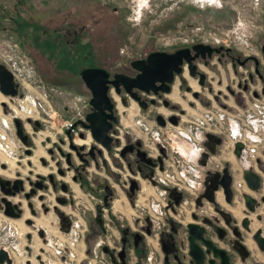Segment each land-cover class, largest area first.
Here are the masks:
<instances>
[{
	"label": "rangeland",
	"instance_id": "obj_1",
	"mask_svg": "<svg viewBox=\"0 0 264 264\" xmlns=\"http://www.w3.org/2000/svg\"><path fill=\"white\" fill-rule=\"evenodd\" d=\"M263 38L264 0H0V58L11 56L14 59L15 79L20 85L19 94L12 98L0 92V163H4V166L0 164V176L22 177L26 190L28 182L39 173L46 180L47 174L53 173L57 181L69 183V190L64 192L67 197L64 204L55 198L62 194L61 190L52 188L49 182L47 188H38L30 198L22 192L8 196L21 209L18 217L7 216L0 210V247L8 251L9 264H31V261L40 264L36 254H42L44 261L48 257L54 259L55 264L93 263L86 248H91L96 240L89 232V220L93 226L92 212L100 199L96 193L98 189L92 192L86 186L88 184H79L78 179L72 178L73 167H66L65 155L56 145L59 143L70 149L66 140L65 143L58 141L59 122L62 118L72 120L87 108L90 93L78 74L82 67L99 65L111 72L130 73L134 70L129 64L131 59L144 57L151 50L172 51L194 42L231 46L234 54H254L261 58ZM198 65L206 71L204 87L192 79L186 64L184 78L190 83L195 82L194 88L209 106L218 105L215 95L231 105L236 104L237 96L242 100L248 96L253 109L264 111V95L253 98L250 92L252 88L259 90V78L254 75L255 81L248 82L249 91L241 87L248 71H252L251 65L237 63L233 66L229 59L218 61L216 54L212 55L208 65L202 61ZM186 84L177 76L173 87H176L178 97L171 98L184 108L181 113L177 110L181 115L178 125L183 132L185 123L203 114L207 107L185 89ZM227 86L235 90V95ZM119 96L111 86V97L115 99L119 117L115 129L119 131L122 143L126 137L141 139L146 147L150 145L155 149L160 143L168 150L187 148L184 142L178 141V127L170 123L160 126L155 122L157 110L165 114L170 111L160 100L142 109L128 93L124 92L125 102ZM3 102L8 105L7 110L3 109ZM14 114L24 120L30 115L41 121L36 128L26 123L27 144L15 133ZM77 140L80 139L75 138L74 142ZM26 146L30 153L25 152ZM51 148L54 153L48 152ZM111 149L119 159L118 150ZM112 152L111 156L107 154L108 163L116 168L119 160L113 159ZM73 155L77 162V155ZM99 163L100 166L95 167L91 161L86 166L84 177L89 181L93 175L96 181H102L108 174L101 161ZM60 165L65 169L63 174L59 173ZM119 173L128 175L129 170L114 171L115 175ZM141 182L142 188L148 193L153 192L143 179ZM113 184L111 212L121 215L120 210L129 221L140 215V192L137 206V195L130 200L120 185ZM115 201L119 202L118 207H114ZM57 207L72 221L67 229L59 226ZM101 211L106 213L104 209ZM25 218H30L33 224L26 223ZM44 219L47 225H44ZM37 228L44 230L43 237L38 235ZM26 233L31 234L30 241Z\"/></svg>",
	"mask_w": 264,
	"mask_h": 264
},
{
	"label": "flooded vegetation",
	"instance_id": "obj_2",
	"mask_svg": "<svg viewBox=\"0 0 264 264\" xmlns=\"http://www.w3.org/2000/svg\"><path fill=\"white\" fill-rule=\"evenodd\" d=\"M212 46L217 47L218 50H213L209 57L198 56L193 60V63L196 64V73L194 75L190 74L187 63H182L181 71L174 74L167 92L155 94L136 90L140 98L146 102L145 107L140 106L137 102L142 109L148 108L149 105L155 104L159 100L164 107L170 108V111L166 114L157 110L154 113V120L160 126L170 123L172 126L178 127L180 133L178 141L184 142L185 146L187 145L185 150L180 151L176 147L168 150L162 143L155 149L154 146L150 145L146 147L141 139L131 140L126 137L122 143L120 141V133L115 129L119 121L117 105L114 102L115 99H112V101L116 121L112 122V129L108 133L117 139V142L112 141L111 148L118 150L119 159L115 157L117 153L112 152L111 148L107 150L95 141L90 131L77 122L78 120H84L85 114L91 110L88 100L87 108L83 110L82 114L79 112L71 120V128L68 129L69 133L65 131L67 136L57 135L60 143H65L66 140L69 146L70 143L76 145V148L70 147V149H65L59 143H56L60 152L65 155V159L66 153H69L70 161H66V167H73L74 174L72 178L75 177L74 180L78 179L79 184H88L86 186L92 192H96V189H98L96 193L100 196L99 202L95 203L92 212L93 218L91 222L93 226H91L89 220V232L96 239L91 248H86L87 254L93 258L92 264H264V238L260 239L264 237V111L261 117L259 114L260 108H258L259 113L256 109H253L252 105L248 103V96L243 100L237 96L236 104L231 105L229 103L226 104L224 100H219L218 95H215L218 105L210 104L209 106L208 101L200 98L199 90L195 89L194 84L196 82L199 86L204 87L207 75L206 71L199 67L198 62L202 61L204 65H208L212 55L216 54L218 61L229 59L233 66H236L237 63L251 65L252 71H248L247 79L242 81L241 87L243 90L249 91L248 82L255 81L254 75H256L260 80V88L259 90L252 88L250 91L251 97H262L264 95V56L262 52L261 58L254 54L240 56L234 54V49L231 46H223L221 44ZM0 63L12 73L9 65L1 58ZM185 64L188 73L195 82L190 83L189 81H185ZM108 71L110 73L109 77H111L115 72L134 75L137 70L134 69L130 73L119 70ZM199 72H204L202 84L199 82ZM177 76L178 78L181 77L183 82H187L185 85L186 90H190L201 103L207 104V107L203 109V114H199L197 118L193 117L189 119L188 124L185 123L186 130L184 132L178 125L181 120L179 112L181 113L184 108L178 102H173L170 98V94L174 90L173 82ZM13 79L17 83L15 94L17 95L20 91V85L14 75ZM237 85L240 86V82H237ZM111 86L109 84L108 94L110 97ZM227 88L235 95V90L230 88V86H227ZM124 92L121 87L120 91L116 92L120 95L119 97L122 102H125ZM15 95L5 96L12 98ZM150 99H153V101ZM3 103V109L7 110L8 105L6 102ZM240 108H243L244 111ZM172 115L176 116V123L169 121L168 118ZM15 117L20 118L23 133H26L24 131V129L26 130V123L35 128L41 125V121L30 115L25 116V120L16 114L12 115L13 119ZM71 129H78L77 137L73 136ZM80 133L82 134L80 135ZM207 133L212 134L218 141L210 140L207 137ZM88 134H90L92 140ZM75 138H79L80 140L74 142ZM28 142L29 135L27 136ZM24 149L25 152L27 149L30 150L27 146ZM91 149L93 156L90 154ZM210 149L213 150L211 151ZM53 151L54 148L48 149L50 153H54ZM139 151H142L143 154H139ZM111 152L115 157L113 159L119 160L116 163V168L108 163V155L111 156ZM26 153H30V151ZM73 154L77 155V162H74ZM184 155L190 157L189 159L195 163V170L197 171L196 187L193 193L185 188H177L166 179L167 177H172V169L167 165ZM121 159L124 161V164ZM91 161H93L95 167L100 166L99 161H101V166L107 170L108 174L104 175L105 179L102 181H96L94 175L91 176L90 181L84 177V170ZM42 162L45 163L46 160L44 159ZM125 168L129 170L128 175L125 173H119L120 176L114 174V171L117 173L122 172ZM58 169L61 170L60 174H63L65 171L62 165ZM245 171H251L257 175L254 182L255 187L252 184H248L244 179ZM209 173L216 174V177H212V181L218 183L217 187L213 189L212 201L203 195L205 183H209L207 179V176L210 175ZM49 174H51V177ZM49 174H47L46 180L39 173L28 182L27 190L24 187L22 177H1L3 179V188L6 190L11 189L14 179H20V182H17L16 185L18 187L22 186L23 190L19 189L15 194L19 192L24 194L25 191L31 189H34L35 193L38 188H47V182H49L52 188H55L57 191L61 190L62 194H58L55 198L58 202L64 204L67 200L64 192L69 190V183L66 180L57 181L55 174ZM6 179L10 180V182L7 183ZM142 179L146 182V185L151 187L152 193L144 195L145 189L142 188ZM113 182L122 187L125 195L130 200H132L133 196L137 195L135 203L137 206L139 205L137 203L139 202L138 191L140 192V196H143L144 199V201H140V215L132 217L129 221L122 211L119 210L120 208L115 209L119 210L120 214L124 217L111 212L109 209L110 202L115 193ZM62 183H64V189H62ZM224 184H227L225 190ZM96 186L98 188H95ZM107 187L109 193H107ZM2 194L0 191V196ZM31 195L27 198H30ZM245 195L252 198L251 202H249V199H245ZM197 198H199V202ZM116 201L114 202V207L119 206V202ZM162 202L164 203L162 204ZM15 203L20 208L19 204ZM153 203L157 204L156 208L158 210ZM179 203H183L187 210L174 216L176 206ZM250 205L254 207L253 210L249 208ZM166 206L171 208V214L165 212ZM206 206L209 210L204 212L203 209ZM102 209L106 213L102 212ZM57 212L59 213V226L67 229L70 223H72L70 217L63 214L58 207ZM189 223L202 227V238L206 240L205 242L202 238L194 239L202 251V259L198 263L190 253ZM259 241H262L263 246H260Z\"/></svg>",
	"mask_w": 264,
	"mask_h": 264
},
{
	"label": "water",
	"instance_id": "obj_3",
	"mask_svg": "<svg viewBox=\"0 0 264 264\" xmlns=\"http://www.w3.org/2000/svg\"><path fill=\"white\" fill-rule=\"evenodd\" d=\"M260 47L264 56V38ZM213 50L217 51L218 48L204 42H194L190 46L178 47L172 51L162 49L151 50L147 52L144 57L134 58L129 61L131 67L137 70L134 75L115 72L111 77H109V71L103 66L89 65L82 67L78 74L90 92L88 103L91 110L85 114L84 120H78L77 122L81 123L90 131V134L95 141L109 150L111 148L112 141L117 142V139L113 138L108 133L110 129H112V122L116 121V116L113 113L114 104L112 98L108 94L109 84L115 88L116 92H119L121 87L125 93H128L131 97H133L140 104V106L145 107L146 102L140 98L136 90H140L145 93L152 92L155 94H158L159 92H167L174 74L181 71L182 63L186 62L190 74L194 75L196 73V64L193 63V60L198 56L209 57ZM199 76V82L202 84L204 72H199ZM16 85L17 83L14 82L12 73L2 63H0V92L4 95H15L17 91ZM150 100L153 101V99ZM168 119L170 122L176 123V116H169ZM13 122L16 129V135L24 144H27L28 135L23 133L20 118L15 117ZM36 122L38 121L36 120ZM66 132L69 133V130L67 129ZM81 134L82 133H80V135ZM207 137L215 142L218 141V139L214 138L210 133H207ZM237 145H239V143H237ZM70 147L76 148V145L70 143ZM210 150L212 151L213 149ZM29 151L30 150L28 149L26 150V152ZM98 152H100V150H98ZM140 153L143 154L142 151H139V154ZM90 154L93 156L92 149L90 150ZM41 160L44 161L42 157ZM66 161H70L69 153H66ZM0 164L1 166H4V163ZM59 172H61L60 169ZM209 174L210 175L207 176L209 183H205L203 195L208 200L212 201L213 189L217 187L218 183L212 181V177H216V174ZM49 176L51 177V174H49ZM256 177L257 175L251 171H245L244 173V179L248 184H252L253 187L256 186L254 183ZM74 178L75 177H73V179ZM5 181L7 183L10 182L8 179ZM17 182H20V179H14L11 189L6 190L3 188V179L0 176V191L3 193L0 196V210L3 214L11 217H18L20 215V208L17 207L15 202H12V200L8 198L9 195H14L19 189L23 190L22 186L18 187L16 185ZM62 185V189H64V183H62ZM223 186L225 190L227 184H224ZM33 193L34 189H31L29 191H25L24 196L29 197ZM107 193H109L108 187ZM245 199H249V202L252 200V198H249L248 195H245ZM197 201L199 202V198H197ZM249 208L253 210L254 207L250 205ZM25 222L31 224L32 220L30 218H25ZM202 230V227L197 224H188L189 239L191 241L190 253L197 263L202 259V251L199 249L194 239L202 238ZM37 233L41 237L44 235L42 228H37ZM26 238L30 241L31 234L26 233ZM262 238L264 237H261L260 239ZM203 240L206 242L205 239ZM259 244L260 246H263L262 241H259ZM36 259H38L41 263L39 255H36ZM10 262L11 258L8 251L5 248L0 247V264H9Z\"/></svg>",
	"mask_w": 264,
	"mask_h": 264
},
{
	"label": "built area",
	"instance_id": "obj_4",
	"mask_svg": "<svg viewBox=\"0 0 264 264\" xmlns=\"http://www.w3.org/2000/svg\"><path fill=\"white\" fill-rule=\"evenodd\" d=\"M2 57V56H1ZM2 60H4L10 67V69L12 70V73L14 75V77H16V62L14 61V59H11V56H4L2 57ZM260 111V116H263V110L259 109ZM71 128V120L68 118H62L59 122V126H58V134L63 135L64 137L67 136V134L65 133V131L67 129ZM71 132L73 134V136H76L78 129H71ZM190 157L184 155L181 157L176 158L174 161H171L169 165L171 169H172V177H167L166 179L168 181H170L172 184H174L177 188H185L188 189V191L190 192H194V188L196 180H197V171L195 170V163L189 159ZM194 173V174H193ZM164 176V175H162ZM159 177H161V175H159ZM164 202H162L163 204ZM155 208L157 207V204H154ZM158 210V208H156ZM186 207L184 206L183 203H179L178 206H176V210H175V214L174 216H177L181 213L186 212ZM165 212H167L168 214H171V208L168 206L165 207ZM164 212V213H165ZM58 246V245H57ZM59 251V250H57ZM60 255V253L58 254ZM44 258V257H43ZM38 260V259H37ZM41 263L40 264H55L56 261L54 259L51 258H47L46 261H44L41 257H40ZM39 261V260H38ZM40 262V261H39Z\"/></svg>",
	"mask_w": 264,
	"mask_h": 264
},
{
	"label": "bare ground",
	"instance_id": "obj_5",
	"mask_svg": "<svg viewBox=\"0 0 264 264\" xmlns=\"http://www.w3.org/2000/svg\"><path fill=\"white\" fill-rule=\"evenodd\" d=\"M177 97H178V94H177V89H176V87L174 88V90H173V92H172V94L170 95V98H173V99H177ZM15 110V109H14ZM15 112H16V110H15ZM88 136V135H87ZM143 189H145V188H143ZM149 191H147L146 189H145V194L144 195H146V193H148ZM141 201H144V199H143V196H141ZM115 204V203H114ZM204 212H207L208 210H209V208L206 206L204 209ZM187 216V218H188V214L186 215ZM43 222H44V225H47V222L45 221V220H43ZM42 221H41V223H43ZM44 249V248H43ZM10 256V255H9ZM42 259H43V257H42V254H41V256H40ZM11 263V262H10ZM31 264H32V261H31Z\"/></svg>",
	"mask_w": 264,
	"mask_h": 264
}]
</instances>
